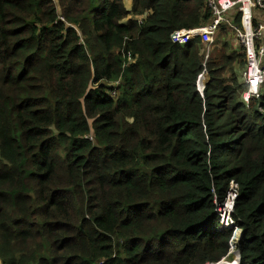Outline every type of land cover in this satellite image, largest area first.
Returning a JSON list of instances; mask_svg holds the SVG:
<instances>
[{
	"label": "trees",
	"instance_id": "trees-1",
	"mask_svg": "<svg viewBox=\"0 0 264 264\" xmlns=\"http://www.w3.org/2000/svg\"><path fill=\"white\" fill-rule=\"evenodd\" d=\"M212 19L208 0H0L1 264H264V81L246 103V50L227 23L205 41Z\"/></svg>",
	"mask_w": 264,
	"mask_h": 264
},
{
	"label": "built area",
	"instance_id": "built-area-1",
	"mask_svg": "<svg viewBox=\"0 0 264 264\" xmlns=\"http://www.w3.org/2000/svg\"><path fill=\"white\" fill-rule=\"evenodd\" d=\"M208 3L213 10V19L202 31L203 38L205 41L212 42L223 23H227L232 29L233 36L237 40L239 47H243L246 50V65L243 69V78L248 88L243 94V100L249 103L252 96H259V89L264 81V20L261 19L260 15V12H264V0H208ZM238 7L242 9L240 12V25L235 23L237 15H235L236 11L234 10ZM230 11L234 12L229 13ZM256 16L258 17L257 19L255 18ZM183 38L180 37L179 41L183 42V40L181 41ZM128 61L129 63L132 62L133 57L129 56ZM207 79L208 71L205 66L197 81V87L201 93L206 88ZM118 82H115V84H118ZM237 188V184L231 181L230 191L225 202L218 205L217 211L222 228L232 227L235 223L232 213L237 197ZM238 234L240 233H236L235 231L231 240L229 254L232 251L238 252L237 240L234 238ZM224 259L209 264L221 263ZM238 261L239 252L234 264H237Z\"/></svg>",
	"mask_w": 264,
	"mask_h": 264
},
{
	"label": "rangeland",
	"instance_id": "rangeland-1",
	"mask_svg": "<svg viewBox=\"0 0 264 264\" xmlns=\"http://www.w3.org/2000/svg\"><path fill=\"white\" fill-rule=\"evenodd\" d=\"M129 2H130V4H129ZM126 6L128 7V9H130L131 8V1L130 0H126ZM263 14V16L261 15V19H263L264 20V12H260V14ZM256 19L258 18L257 16L255 17ZM231 34H233L231 31H230V33H228V36H227V38L226 37H224L223 38V42L225 41V40H227V42H228V45H229V47H230V52L229 53H231V51L234 49V48H239V45H238V42H237V40L234 38V36L233 35H231ZM183 40V42H181V43H184V41L186 42L187 40H188V37H184L183 39H181V41ZM215 40H216V36H215ZM245 60V59H244ZM241 231L239 230V229H236V233H240ZM232 252H236V251H232ZM239 258H240V256H239Z\"/></svg>",
	"mask_w": 264,
	"mask_h": 264
},
{
	"label": "crops",
	"instance_id": "crops-1",
	"mask_svg": "<svg viewBox=\"0 0 264 264\" xmlns=\"http://www.w3.org/2000/svg\"><path fill=\"white\" fill-rule=\"evenodd\" d=\"M131 1V6H132V0H130ZM129 4H130V2H129ZM260 15H262L263 16V14L261 13ZM230 31L232 32V29H230ZM233 33V32H232ZM233 35V34H232ZM187 42V41H186ZM184 43H185V41H184ZM241 74H242V77H243V70L241 71ZM235 233V232H234ZM239 236H240V234H238V235H236L234 238H235V240H237V242H238V239H239ZM1 261V260H0ZM1 264V263H0Z\"/></svg>",
	"mask_w": 264,
	"mask_h": 264
},
{
	"label": "bare ground",
	"instance_id": "bare-ground-1",
	"mask_svg": "<svg viewBox=\"0 0 264 264\" xmlns=\"http://www.w3.org/2000/svg\"><path fill=\"white\" fill-rule=\"evenodd\" d=\"M225 261H226V259H224L223 262H221V263H216V264H223Z\"/></svg>",
	"mask_w": 264,
	"mask_h": 264
}]
</instances>
